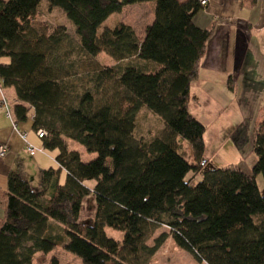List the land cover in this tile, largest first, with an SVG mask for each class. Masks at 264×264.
Returning a JSON list of instances; mask_svg holds the SVG:
<instances>
[{"label":"trees","instance_id":"trees-1","mask_svg":"<svg viewBox=\"0 0 264 264\" xmlns=\"http://www.w3.org/2000/svg\"><path fill=\"white\" fill-rule=\"evenodd\" d=\"M42 0H0V84L20 102L16 123L32 111V129L46 136L40 152H56V168L42 170L35 185L19 170L7 175L0 193V264H32L37 253L56 248L82 264H149L170 238L197 262L264 264V118L254 131L256 156L250 173L216 168L204 159V126L188 111L210 31L192 22L203 9L197 0H46L72 23L38 30ZM154 2V19L140 42L126 24L98 28L125 6ZM104 54L113 64L95 58ZM164 130L150 140L135 137L141 108ZM66 140L97 154L83 163ZM190 146L193 162L180 149ZM200 174L195 185L187 174ZM94 181L92 189L85 182ZM91 226L80 223L91 194ZM105 228L123 232L107 237ZM161 228L151 246L147 241ZM49 264H60L52 259Z\"/></svg>","mask_w":264,"mask_h":264},{"label":"crops","instance_id":"crops-1","mask_svg":"<svg viewBox=\"0 0 264 264\" xmlns=\"http://www.w3.org/2000/svg\"><path fill=\"white\" fill-rule=\"evenodd\" d=\"M177 1L185 3L188 0ZM38 15L40 12L35 17ZM192 22L198 29L210 31L211 36L199 62L196 77L190 84L189 97L191 93H196L199 98L213 100L224 94L229 99L225 114L234 121L233 125L243 122V111L251 117L252 122V117H257L263 109V117L259 122L262 121L264 0H209L208 5L193 16ZM144 36L138 38L140 42ZM7 63V58H0V64ZM240 99L249 100L248 105L243 106ZM3 100L8 106L10 117L0 110V144L8 147V153L0 158L1 194L7 188V175L10 171L19 170L29 179L32 175L38 178L42 170L58 167L56 152L36 151L32 156L28 154L26 143L36 149L42 147L41 140L32 129V111L29 110L25 122L17 123L19 132L26 134V140L23 141L12 129V122L17 121L14 108L20 102L14 91L0 84V103ZM250 138L253 144V132ZM241 139L240 145L245 140L244 137ZM3 218L4 208L0 205V220Z\"/></svg>","mask_w":264,"mask_h":264},{"label":"rangeland","instance_id":"rangeland-1","mask_svg":"<svg viewBox=\"0 0 264 264\" xmlns=\"http://www.w3.org/2000/svg\"><path fill=\"white\" fill-rule=\"evenodd\" d=\"M40 15L35 17V26L38 30L45 33H50L56 27H64L67 35L72 40H76L75 29L72 23L67 19L66 15L60 9H53L48 11L47 1L42 0L39 5ZM154 2L138 3L135 5L125 6L118 14H113L98 28V33H101L105 28L113 29L118 24H126L131 26L138 38L145 35V29L150 25L154 19ZM95 61L106 66L112 65L113 61L110 57L100 54L95 58ZM195 84V82H194ZM12 90V89H11ZM13 91V90H12ZM229 99L222 94L220 97L213 100H206L196 96V93H191L188 101L189 114L201 123L205 130L204 138V159L213 167L222 169L229 167H240L246 173H250L256 156L252 150L251 133L256 130L258 122L261 119L263 109L257 117L246 115L243 111V122L234 124L229 117H226L225 109ZM240 103L248 105L249 100L240 99ZM250 118V120L248 119ZM257 118V119H256ZM258 121V122H257ZM251 126L253 131L251 130ZM164 130L163 122L150 111L141 108L136 115V127L134 135L138 139L150 140L157 136ZM243 134L244 142L239 144L242 140ZM240 138V139H239ZM67 147L70 151L79 153L81 161L85 164L94 161L97 154L89 153L86 149L71 140H66ZM185 158L189 162H193L190 146L184 141L183 147L180 149ZM52 153V152H49ZM201 180V175L189 173L185 181L190 186H195ZM36 181V182H35ZM38 181L37 176L32 175L29 182L35 185ZM256 183L259 191L264 193V181L261 175L256 177ZM95 185L94 181L85 182V186L92 189ZM95 211L94 196L89 194L82 203V210L80 214V223L91 226L93 223V215ZM167 230L161 228L155 232L152 238L147 241V245L153 244V239ZM107 237L116 242L123 240V232L114 230L112 228H105ZM57 259L60 264H82L81 259L61 247L56 248L49 254L37 253L33 256L32 264H49L52 259ZM149 264H205L197 262L188 252L180 249L172 239L167 240L163 246L151 258Z\"/></svg>","mask_w":264,"mask_h":264},{"label":"built area","instance_id":"built-area-1","mask_svg":"<svg viewBox=\"0 0 264 264\" xmlns=\"http://www.w3.org/2000/svg\"><path fill=\"white\" fill-rule=\"evenodd\" d=\"M197 2L199 3V5L202 8H205L208 5L209 0H197ZM0 110H3L8 118L10 117L9 110H8V106H7V104H6V102L4 100L1 101V103H0ZM12 129L19 135V137L23 141L26 140V134L23 133V132H19L16 121L15 122L14 121L12 122ZM35 135H36V137L38 139H41L44 136H46V133L43 130H38L37 132H35ZM26 150H27L28 154H30L31 156L36 151H41L39 149L34 148L33 146H31L28 143H26ZM7 153H8V147L5 146V145H1L0 144V158H3Z\"/></svg>","mask_w":264,"mask_h":264}]
</instances>
